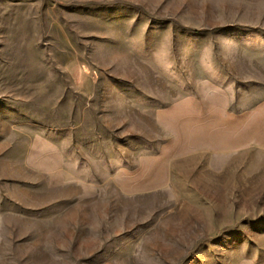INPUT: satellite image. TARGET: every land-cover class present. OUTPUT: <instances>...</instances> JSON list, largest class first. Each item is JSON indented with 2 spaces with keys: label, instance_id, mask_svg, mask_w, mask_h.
<instances>
[{
  "label": "rangeland",
  "instance_id": "rangeland-1",
  "mask_svg": "<svg viewBox=\"0 0 264 264\" xmlns=\"http://www.w3.org/2000/svg\"><path fill=\"white\" fill-rule=\"evenodd\" d=\"M0 264H264V0H0Z\"/></svg>",
  "mask_w": 264,
  "mask_h": 264
}]
</instances>
